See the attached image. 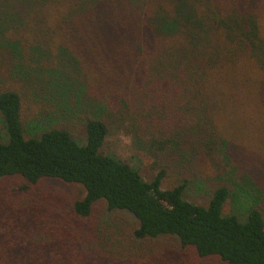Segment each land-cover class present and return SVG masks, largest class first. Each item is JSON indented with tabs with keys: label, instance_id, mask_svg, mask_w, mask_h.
I'll return each mask as SVG.
<instances>
[{
	"label": "trees",
	"instance_id": "trees-1",
	"mask_svg": "<svg viewBox=\"0 0 264 264\" xmlns=\"http://www.w3.org/2000/svg\"><path fill=\"white\" fill-rule=\"evenodd\" d=\"M0 54L23 84L0 83V180L82 188L67 204L74 227L56 213L55 225L1 214L0 264H142L136 244L159 237L201 264H264V0H0ZM22 87L47 104L26 121ZM104 103L126 108L125 129L153 162L218 152L226 170L205 202L185 197L205 188L197 176L162 188V170L146 180L104 151ZM228 200L237 212L222 213ZM97 203L132 217L125 242L78 230Z\"/></svg>",
	"mask_w": 264,
	"mask_h": 264
},
{
	"label": "rangeland",
	"instance_id": "rangeland-1",
	"mask_svg": "<svg viewBox=\"0 0 264 264\" xmlns=\"http://www.w3.org/2000/svg\"><path fill=\"white\" fill-rule=\"evenodd\" d=\"M6 69V57L0 54L1 85L17 90L20 89L19 85L21 82H15V80L8 78ZM79 83L83 96V93H86V85L81 86V82ZM22 95L24 96H22L23 111L21 116L24 118V121L34 117L37 113H42L44 107L47 106L46 102L43 103L42 98L34 100L25 88H23ZM99 108L100 110L98 111L107 127L103 150L111 152L125 163L136 167L146 180L151 179L159 170L164 172L160 183L162 188L177 184L179 179L185 174L188 177H198L204 182L205 188L188 190L185 196L196 203H204L207 198L208 189L212 186V183L221 182L220 177L226 168L223 166L218 152L215 154L214 150H212L208 156H198L195 159L193 157L191 161L181 157L179 153H164L157 161L153 162V159L143 150L142 145L137 141H133L131 134L125 129L128 122L126 108L124 106L120 108L118 104L113 103L109 106L107 103H104L103 107L99 105ZM68 128L69 133L74 139L80 140L82 138L83 131L79 124L68 126ZM3 137V127L0 122V139ZM256 183L264 187V172L263 175L260 172ZM81 196L82 188L79 184L64 183L53 178H42L36 184H29L19 176H7L0 180V215L10 214L13 216L19 212L37 213L38 216L43 218L40 221H43L46 225H55L56 221L53 220L57 219L56 213V215H62L69 219V222H64L63 218L62 224L70 223V225H73L71 223L76 220L73 216L67 215L69 212L67 204L71 200ZM262 206L264 217V205ZM238 210L239 206L237 203L231 200H228L222 207L223 214L231 211L237 212ZM130 219L132 220V217L128 214L109 213L105 210L102 203H97L87 222H84L78 230L83 227L86 228V225L90 227L98 226L102 228L101 236H106L108 230H112L114 238V234H116L125 242L129 232L128 229L132 226ZM77 221L76 223H78ZM74 226L77 225L74 224ZM136 245L143 248L142 254L145 257L142 260L145 262L142 264H159L160 262H162L160 264H176L177 262L183 264H186V262L189 264H201L191 249L180 248L178 242L172 237H159ZM132 252L137 253L138 251L133 250ZM129 257L132 258L133 262L137 258V256L132 255H129Z\"/></svg>",
	"mask_w": 264,
	"mask_h": 264
}]
</instances>
